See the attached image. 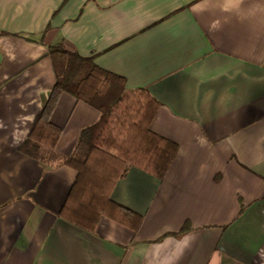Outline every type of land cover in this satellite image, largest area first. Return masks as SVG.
<instances>
[{
  "label": "crops",
  "instance_id": "0c3cea01",
  "mask_svg": "<svg viewBox=\"0 0 264 264\" xmlns=\"http://www.w3.org/2000/svg\"><path fill=\"white\" fill-rule=\"evenodd\" d=\"M60 43L145 88L177 145L162 180L131 167L111 191L136 231L59 216L95 108L62 92L54 148L23 149ZM0 264H264V0H0Z\"/></svg>",
  "mask_w": 264,
  "mask_h": 264
},
{
  "label": "trees",
  "instance_id": "16d2710c",
  "mask_svg": "<svg viewBox=\"0 0 264 264\" xmlns=\"http://www.w3.org/2000/svg\"><path fill=\"white\" fill-rule=\"evenodd\" d=\"M48 56L54 84L23 145L25 153L39 145L54 148L60 131L49 117L62 92L95 108L100 113L98 121L79 133L72 153L63 161L76 176L59 216L87 231L102 216L136 231L141 216L115 204L110 194L131 167L164 178L177 145L150 129L159 103L145 88L127 90L124 78L61 43L49 46ZM31 156L36 158L34 153ZM189 229L185 222L175 236L181 237Z\"/></svg>",
  "mask_w": 264,
  "mask_h": 264
}]
</instances>
